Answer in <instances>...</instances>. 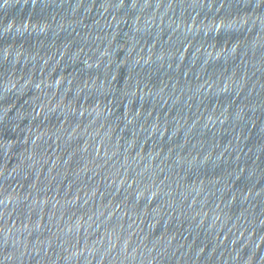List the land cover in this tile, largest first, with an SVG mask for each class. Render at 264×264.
I'll list each match as a JSON object with an SVG mask.
<instances>
[{"label": "water", "instance_id": "1", "mask_svg": "<svg viewBox=\"0 0 264 264\" xmlns=\"http://www.w3.org/2000/svg\"><path fill=\"white\" fill-rule=\"evenodd\" d=\"M0 264H264V0H0Z\"/></svg>", "mask_w": 264, "mask_h": 264}]
</instances>
